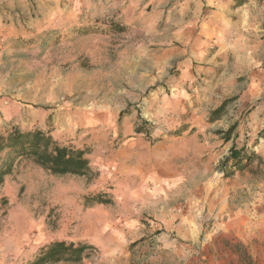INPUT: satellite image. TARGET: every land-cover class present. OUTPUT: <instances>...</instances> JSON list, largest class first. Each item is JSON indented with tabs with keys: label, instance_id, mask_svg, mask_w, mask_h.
Returning a JSON list of instances; mask_svg holds the SVG:
<instances>
[{
	"label": "rangeland",
	"instance_id": "1",
	"mask_svg": "<svg viewBox=\"0 0 264 264\" xmlns=\"http://www.w3.org/2000/svg\"><path fill=\"white\" fill-rule=\"evenodd\" d=\"M13 126L99 166L15 161L0 264L52 237L88 242L79 264H264V0H0V131ZM120 150L133 163L108 167Z\"/></svg>",
	"mask_w": 264,
	"mask_h": 264
},
{
	"label": "trees",
	"instance_id": "2",
	"mask_svg": "<svg viewBox=\"0 0 264 264\" xmlns=\"http://www.w3.org/2000/svg\"><path fill=\"white\" fill-rule=\"evenodd\" d=\"M89 154L85 149L60 143L51 131L22 130L16 126L4 129L0 131V186L11 173L15 161L22 158L31 160L51 174L86 176L92 171ZM239 157L237 152H232L235 166L241 164L238 163ZM99 196L93 197L94 200L110 202V199ZM91 248L86 241L54 240L43 245L29 264H79L90 255Z\"/></svg>",
	"mask_w": 264,
	"mask_h": 264
},
{
	"label": "crops",
	"instance_id": "3",
	"mask_svg": "<svg viewBox=\"0 0 264 264\" xmlns=\"http://www.w3.org/2000/svg\"><path fill=\"white\" fill-rule=\"evenodd\" d=\"M88 157H89L91 166L96 165V164L99 166L98 161L94 158V155L92 153H90ZM132 163H133L132 159L128 157V154L125 152V150L124 151L120 150L116 153L111 154V159L107 161V166L112 169H118L121 166L129 167ZM137 164H138V161H137ZM112 193L113 194L115 193V188L112 189ZM60 239H66V240L69 239V240L74 241L73 239L69 237H52V238H49L44 243H41V245L43 246L45 244H48L51 241L60 240Z\"/></svg>",
	"mask_w": 264,
	"mask_h": 264
}]
</instances>
